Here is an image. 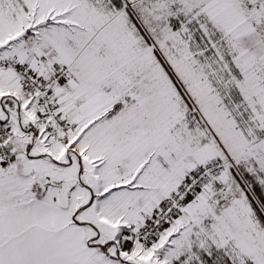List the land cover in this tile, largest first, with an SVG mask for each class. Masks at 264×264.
<instances>
[{"label": "snow or ice", "instance_id": "snow-or-ice-1", "mask_svg": "<svg viewBox=\"0 0 264 264\" xmlns=\"http://www.w3.org/2000/svg\"><path fill=\"white\" fill-rule=\"evenodd\" d=\"M0 264H264V0H0Z\"/></svg>", "mask_w": 264, "mask_h": 264}]
</instances>
